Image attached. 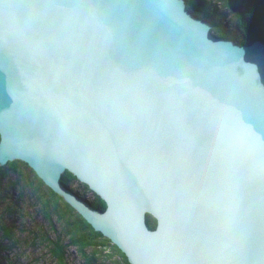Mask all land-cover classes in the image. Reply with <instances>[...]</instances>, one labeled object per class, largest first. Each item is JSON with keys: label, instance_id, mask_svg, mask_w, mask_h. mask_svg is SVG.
<instances>
[{"label": "water", "instance_id": "water-1", "mask_svg": "<svg viewBox=\"0 0 264 264\" xmlns=\"http://www.w3.org/2000/svg\"><path fill=\"white\" fill-rule=\"evenodd\" d=\"M211 29L185 0H0V166L129 264H264V44Z\"/></svg>", "mask_w": 264, "mask_h": 264}, {"label": "trees", "instance_id": "trees-1", "mask_svg": "<svg viewBox=\"0 0 264 264\" xmlns=\"http://www.w3.org/2000/svg\"><path fill=\"white\" fill-rule=\"evenodd\" d=\"M185 4L186 9L195 17L212 24L211 30L219 37L230 38L224 28V13L218 10L223 8L235 19L242 34L243 41L240 45H250L255 41L264 44V0H218L217 5L206 0H185ZM18 166L28 169L37 184L46 191L47 200L42 206L47 211L49 219L61 226L62 238L66 239L67 245L76 249L86 264H95L96 261L98 264H129L126 256L109 239L102 237L100 232H93L91 226L86 224L61 197L46 187L25 163L16 160L0 166V186L5 179V170L14 171ZM73 181L80 183L72 174L68 172L62 174L61 183L66 188H69ZM82 186L88 189L85 184ZM91 194L93 200L89 202L90 205L94 209L104 211L105 202L96 194L92 192ZM80 198L83 199V197ZM146 222L150 229H155L157 222L154 218L147 215ZM3 234L7 240L9 234L4 228ZM57 240L56 238L55 241H49V245L52 246L50 254L57 259L59 264H65L66 252L57 244ZM87 251L90 253L87 254ZM102 254H106L107 257L106 260H102L103 262L100 261ZM86 255H88V260L85 259Z\"/></svg>", "mask_w": 264, "mask_h": 264}, {"label": "rangeland", "instance_id": "rangeland-1", "mask_svg": "<svg viewBox=\"0 0 264 264\" xmlns=\"http://www.w3.org/2000/svg\"><path fill=\"white\" fill-rule=\"evenodd\" d=\"M206 1L218 4V0ZM218 10L225 16L224 28L230 37L226 39L242 44L243 37L235 19L223 8ZM211 33L219 37L212 30ZM4 174L5 179L0 186V264H59L50 254L52 246L49 241L56 238L57 244L66 252L65 264H86L76 249L67 245L66 239L62 238L61 226L49 219L42 206L47 200L46 191L37 184L32 173L18 166L14 171L5 170ZM69 188L83 200H93L90 190L82 184L73 181ZM3 228L8 231L7 240ZM101 256V262L107 259L106 254ZM85 259L88 260V255Z\"/></svg>", "mask_w": 264, "mask_h": 264}, {"label": "flooded vegetation", "instance_id": "flooded-vegetation-1", "mask_svg": "<svg viewBox=\"0 0 264 264\" xmlns=\"http://www.w3.org/2000/svg\"><path fill=\"white\" fill-rule=\"evenodd\" d=\"M89 189V188H88ZM90 190V189H89ZM73 192V191H72ZM90 192H92L91 190H90ZM74 193V192H73ZM92 193H94V192H92ZM95 194V193H94ZM77 195V194H76ZM80 197V196H79ZM89 203V202H88ZM90 204V203H89ZM148 216H151V215H148ZM152 217V216H151ZM152 218H154V217H152ZM155 219V218H154ZM156 220V219H155ZM157 225V224H156Z\"/></svg>", "mask_w": 264, "mask_h": 264}]
</instances>
